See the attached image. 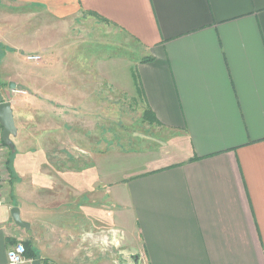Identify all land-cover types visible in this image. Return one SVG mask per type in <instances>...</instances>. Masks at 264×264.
Listing matches in <instances>:
<instances>
[{"label":"crops","instance_id":"0c3cea01","mask_svg":"<svg viewBox=\"0 0 264 264\" xmlns=\"http://www.w3.org/2000/svg\"><path fill=\"white\" fill-rule=\"evenodd\" d=\"M123 62L161 152L90 190L83 166L51 156L78 147L74 125ZM0 97L18 128L0 264L18 243L41 264H120L107 259V202L147 264H264V0H0Z\"/></svg>","mask_w":264,"mask_h":264},{"label":"rangeland","instance_id":"374dc122","mask_svg":"<svg viewBox=\"0 0 264 264\" xmlns=\"http://www.w3.org/2000/svg\"><path fill=\"white\" fill-rule=\"evenodd\" d=\"M126 64L122 63L120 75H114L117 76V83L111 91H107L105 99L91 101L90 116L82 119V124L74 125V141L78 147L49 150L57 153L51 158L52 161L54 158L57 160L59 168L63 169L67 163L68 169L72 167L81 171L83 166L89 175L90 190L103 189V181L108 187L109 181L143 167L148 152H161L156 144L162 142L164 134L155 123L144 118L146 107L139 89L134 85L135 77L126 69ZM110 75L107 73V78ZM1 131L0 127V135ZM62 136L67 139L65 134ZM82 144L84 148H81ZM2 149V161L7 166L10 150L6 147ZM124 217L123 208L117 209L107 202V259L112 253L116 254L115 260H120V264H147L140 235L128 225V218L124 222ZM110 240L118 241V244L110 247Z\"/></svg>","mask_w":264,"mask_h":264},{"label":"water","instance_id":"95a60500","mask_svg":"<svg viewBox=\"0 0 264 264\" xmlns=\"http://www.w3.org/2000/svg\"><path fill=\"white\" fill-rule=\"evenodd\" d=\"M11 89H15L14 85H10ZM0 127L2 144L9 150L15 149L13 139L18 135V128L15 123L14 113L10 102H3L0 104ZM12 218L15 224L21 228L28 229L30 225L21 219V212L19 208H13L11 211ZM32 264H41V260L37 259Z\"/></svg>","mask_w":264,"mask_h":264},{"label":"built area","instance_id":"2783aa9c","mask_svg":"<svg viewBox=\"0 0 264 264\" xmlns=\"http://www.w3.org/2000/svg\"><path fill=\"white\" fill-rule=\"evenodd\" d=\"M27 61L30 62H40L42 58L37 55H29L26 57ZM19 94H26L22 91H16ZM2 142L0 137V207L4 205V191H5V181L8 175L7 166L2 161ZM26 259V246L24 243H18L8 252L9 264H23Z\"/></svg>","mask_w":264,"mask_h":264},{"label":"trees","instance_id":"16d2710c","mask_svg":"<svg viewBox=\"0 0 264 264\" xmlns=\"http://www.w3.org/2000/svg\"><path fill=\"white\" fill-rule=\"evenodd\" d=\"M149 61H151V59H146V58H145V59H143L142 62H149ZM3 102H4V100H2V98L0 97V104L3 103ZM144 118H145L147 121H151V123H155V124L159 123V122H157L156 117L153 116V115L151 114V112H149V111H145ZM2 147L5 148V146H4L3 144H2ZM14 154H15L14 150H12V151L10 150V152H9V156H8V160H7V169H8V171H9V173H10L11 176H12V174H13V171H12V164H13ZM25 246H26V245H25ZM26 256H27L28 258H30V259L37 260V259H36L37 257H36V255H35L33 249L30 248V247H27V246H26Z\"/></svg>","mask_w":264,"mask_h":264}]
</instances>
